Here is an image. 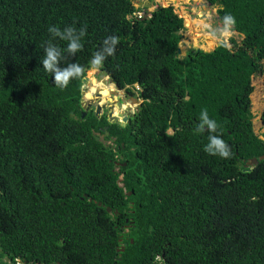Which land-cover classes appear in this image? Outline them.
Here are the masks:
<instances>
[{"label": "trees", "instance_id": "obj_1", "mask_svg": "<svg viewBox=\"0 0 264 264\" xmlns=\"http://www.w3.org/2000/svg\"><path fill=\"white\" fill-rule=\"evenodd\" d=\"M205 1L243 39L181 57L186 26L173 6L139 18L133 0H0V264H264V160L246 167L264 156L251 110L264 0ZM72 25L87 35L68 62L86 69L119 38L101 69L142 100L130 124L83 117L88 71L60 88L42 68L48 28ZM203 109L229 158L204 151Z\"/></svg>", "mask_w": 264, "mask_h": 264}, {"label": "clouds", "instance_id": "obj_2", "mask_svg": "<svg viewBox=\"0 0 264 264\" xmlns=\"http://www.w3.org/2000/svg\"><path fill=\"white\" fill-rule=\"evenodd\" d=\"M157 6L159 7V5ZM139 15L144 17L145 13H137L136 16L142 18ZM220 23L222 22L220 21ZM235 24L236 20L231 14L225 15L223 18V28L219 32L220 37L223 39H218L227 44L228 38L232 34L231 30L234 29ZM48 32L51 39L46 42L43 48L44 56L40 59V64L47 73L52 74L55 86L60 88H66L72 80L82 78L86 71H99L103 67L104 61L115 54L116 47L119 44L117 36L105 38L102 42V47L93 54L86 69L85 66L79 63L68 62L69 57H74L84 47L83 39L87 35V27L85 25H81L79 28L72 25L63 29L59 26H50ZM56 39L66 42V47L61 48L58 44L54 43ZM62 62H66L65 66H61ZM218 127L216 120L210 118L207 109H203L199 116V122L196 125V131H207L209 133L208 143L204 146V151L211 156L227 159L231 156V148L220 135L216 134ZM156 260L160 261L161 258L157 256ZM17 264H21L19 258L17 259Z\"/></svg>", "mask_w": 264, "mask_h": 264}, {"label": "rangeland", "instance_id": "obj_3", "mask_svg": "<svg viewBox=\"0 0 264 264\" xmlns=\"http://www.w3.org/2000/svg\"><path fill=\"white\" fill-rule=\"evenodd\" d=\"M139 1L135 3V6L138 8ZM175 0H155L154 5H152L151 10L154 11L156 9L157 5L161 6H169L174 3ZM210 8L208 11L207 8L201 9L203 6ZM176 12L185 19L186 23V29L183 32L185 39L183 42L187 44V47H182V53L181 57H184L187 53V51L191 48H201L204 49V44L206 42V38L214 34V37L222 38L219 35L220 30L223 28V23L222 26H220V20L218 18L217 6H210L205 0H188V1H176L175 5ZM143 13V12H142ZM144 14V13H143ZM187 18H189L192 21V25H189L187 23ZM232 34L228 38V45L229 47H232V44L230 43L231 38H236L238 43H241L243 36L239 35L238 32H236L234 29L231 30ZM189 36V37H187ZM212 37V36H210ZM188 38H191L193 40L188 41ZM223 39V38H222ZM197 40V42H196ZM215 45L212 47L215 48L218 44V41L213 38ZM211 48L209 50H212ZM102 74V69L99 71H88L87 76L89 78V83L85 85V91L88 92L91 88H96L97 90L95 91L97 93H101L102 100L101 104H105L109 101L112 102L111 96H115V100H118L119 98L123 99L124 107L123 109H127L130 107L129 111L135 112V110L138 107V104L126 100V93L125 91H117L115 86L110 82L109 77H100ZM252 85L254 87V90L251 94V99H252V113L254 115L253 119V124H254V130L256 134L261 136L264 139V126L261 121V116L264 112V75L263 74H256L253 76V82ZM113 86V90H110L106 93H104V89L106 87H111ZM136 88H138L136 86ZM125 93V94H122ZM86 97V95H85ZM134 99H137L136 97L132 96ZM95 98V97H94ZM86 99V98H85ZM111 99V100H110ZM142 101V100H141ZM129 102V104L127 103ZM129 106V107H128ZM118 112V111H117ZM99 117L98 115H96ZM100 138L98 140H103L104 135L98 134ZM112 142H108V144H111ZM122 178V177H121ZM8 261V259H6Z\"/></svg>", "mask_w": 264, "mask_h": 264}, {"label": "water", "instance_id": "obj_4", "mask_svg": "<svg viewBox=\"0 0 264 264\" xmlns=\"http://www.w3.org/2000/svg\"><path fill=\"white\" fill-rule=\"evenodd\" d=\"M134 1V4L137 2V0H133ZM154 1L155 0H149V2L146 4V5H144V6H142L141 4V2L142 1H139L138 2V4H140L139 5V7H143L145 10H147V13L145 14V18H147V17H150L151 16V14L154 12V11H152L151 10V7H152V3H154ZM175 4H172V5H169V6H173V7H175V5H176V1L174 2ZM158 6H156V8H157ZM164 7H168V6H164ZM220 8H222V6H219L218 7V9H220ZM207 10L209 11L210 10V8H207ZM142 17V16H141ZM183 18V17H182ZM185 23H186V21H185ZM186 26V25H185ZM185 39V36H184V34H183V36H182V40H181V43H180V46H179V50H178V52H179V54L181 55V53H182V47H187V44L185 43V42H183V40ZM221 44H222V40H220V41H218V44H217V46L215 47V48H213L212 50H206V49H201V48H196V49H198V50H203V51H205V52H211V51H213V50H215L216 48H218V47H220L221 46ZM181 45H182V47H181ZM109 77V79H110V82L115 86V88H116V90L117 91H120V92H122V91H124V90H121L120 88H119V86L116 84V83H114L113 82V80H112V78H111V76H109V74H108V72L107 71H103L102 72V74H101V78L102 77ZM90 81H89V78H88V76H86L84 79H83V83H84V86H83V91H82V95H83V97H82V106H83V108H84V114H83V117H85L86 115H87V112H88V110H89V108H87V106L88 107H91V103H93L94 102V100H91V101H88V100H86L85 99V95L87 94V92L85 91V85L87 84V83H89ZM122 94H124V93H122ZM102 94L101 93H97L96 95H95V97L96 98H98V101H99V103H97V115L100 117V114H101V111H102V108H103V106L101 107V100H102ZM111 98H112V100H113V97L111 96ZM111 100V99H110ZM252 100V99H251ZM135 101V103L136 104H138V110L140 109V107L142 106V101L140 100V99H135L134 100ZM108 103L110 104L111 103V101H109L108 100ZM118 106L119 107H122L123 106V104L122 103H119L118 104ZM104 108H107V107H105L104 106ZM109 109H113V107H111V108H109ZM111 111V110H110ZM109 117H110V121L111 122H115L116 121V117H114V115H113V110H112V112H110L109 113ZM127 117H124V119H123V122H127ZM97 140H98V138H97ZM262 160H264V156H261V157H259V158H252L250 161H248L247 163H246V167H248V166H251V167H253V166H257L258 165V163H259V161H262ZM129 195H131V193H129ZM99 205L101 206L102 204L101 203H99ZM108 211L109 212H111V209L110 208H108ZM122 251H123V249H122Z\"/></svg>", "mask_w": 264, "mask_h": 264}, {"label": "flooded vegetation", "instance_id": "obj_5", "mask_svg": "<svg viewBox=\"0 0 264 264\" xmlns=\"http://www.w3.org/2000/svg\"><path fill=\"white\" fill-rule=\"evenodd\" d=\"M125 93H126V100H129V101H132V102L135 103V101H134L135 99L130 94H128L126 91H125ZM112 97H113V100H112V102L110 104L108 102L105 103V104H100L101 107L103 106V108H102V111H101V114H100L99 118H101L103 116H106L108 122H110L111 124L112 123H116V124H120L122 126L130 124L131 120L135 117L136 113L139 111L138 107L135 110V112L129 111V109H130L129 106H128L129 107L128 110L127 109H123V107H124L123 99L119 98L118 100H115V96L112 95ZM97 103H99V101H98V98L95 97L94 102L90 104L91 107L87 106V108H89L88 112L94 111L95 115H97ZM119 103H122L123 106L119 107L118 106ZM127 103L129 104V102H127ZM104 106L107 107V108H104ZM111 107H113V109H109ZM116 109H118V111H119L118 114H115ZM112 110H113L114 117H116V121L115 122H111L110 121L109 113L112 112ZM124 117H127V119H128L127 122H123Z\"/></svg>", "mask_w": 264, "mask_h": 264}, {"label": "crops", "instance_id": "obj_6", "mask_svg": "<svg viewBox=\"0 0 264 264\" xmlns=\"http://www.w3.org/2000/svg\"><path fill=\"white\" fill-rule=\"evenodd\" d=\"M138 1H142L141 3V5L142 6H144V5H146L148 2H149V0H138ZM140 5V4H139ZM152 5H154L153 3H152ZM140 8H142V11H140V12H143V13H147V10H145L143 7H140ZM207 7H205V5L202 7V8H200V10L201 9H206ZM220 26H222V23H220ZM210 36H212V37H210ZM209 37L211 38V39H213V38H215L217 41H220V39H218V37H214V34H211Z\"/></svg>", "mask_w": 264, "mask_h": 264}, {"label": "built area", "instance_id": "obj_7", "mask_svg": "<svg viewBox=\"0 0 264 264\" xmlns=\"http://www.w3.org/2000/svg\"><path fill=\"white\" fill-rule=\"evenodd\" d=\"M139 16H141V15H139ZM6 261V260H5ZM21 262V261H20ZM21 264H22V262H21Z\"/></svg>", "mask_w": 264, "mask_h": 264}, {"label": "bare ground", "instance_id": "obj_8", "mask_svg": "<svg viewBox=\"0 0 264 264\" xmlns=\"http://www.w3.org/2000/svg\"><path fill=\"white\" fill-rule=\"evenodd\" d=\"M210 36V35H209ZM187 37H189V36H187Z\"/></svg>", "mask_w": 264, "mask_h": 264}]
</instances>
